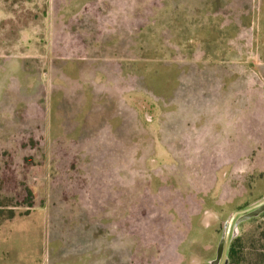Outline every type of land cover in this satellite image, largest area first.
<instances>
[{
    "label": "rangeland",
    "instance_id": "374dc122",
    "mask_svg": "<svg viewBox=\"0 0 264 264\" xmlns=\"http://www.w3.org/2000/svg\"><path fill=\"white\" fill-rule=\"evenodd\" d=\"M157 2L153 52L83 56L75 32L90 15L82 14L96 13L100 33L114 36L122 21L113 6L0 0V210L15 212L0 228L16 260L37 263L52 252L56 264H210L233 214L264 200V93L249 108L256 125L238 142H206L211 165L183 153L187 137L211 127L214 107L225 103L235 117L255 103L249 84L264 92V61L255 50L247 60L233 55L229 89L223 77L201 85L194 63L174 56L185 46L169 45L166 32L182 16L192 19L193 0ZM107 37L103 54H118ZM166 74L174 89L163 101L158 79ZM206 170L218 172L214 190ZM257 228L264 230V213L236 236Z\"/></svg>",
    "mask_w": 264,
    "mask_h": 264
},
{
    "label": "crops",
    "instance_id": "0c3cea01",
    "mask_svg": "<svg viewBox=\"0 0 264 264\" xmlns=\"http://www.w3.org/2000/svg\"><path fill=\"white\" fill-rule=\"evenodd\" d=\"M97 1L98 3L99 1L102 2V0H81L84 9L88 4H96ZM157 1L159 0H103L104 5L107 4L109 7H114L113 9L122 21V24L116 25L119 32L114 34V36L106 35L104 31L100 33L99 30L103 27L101 22L97 20L96 13H83L82 16L90 15L89 20H81V30L75 32L80 33L81 45L84 47L81 50L83 56H147V50L151 49V45H153L152 36L148 35L151 32L149 26L154 19L153 16L156 8H159ZM164 6L161 5L160 9H163ZM139 8H143L142 14ZM141 18H144L145 23L142 24ZM181 19L180 23L178 21L177 24L170 23V27H167L166 32L173 39H169L168 43L169 45L185 46L186 52L180 53L176 50L174 56L180 57L178 59L183 62L194 63L195 68H197L194 71V75L198 77L197 80L201 85L204 86L205 83H210V80L207 81L205 77H223V81L220 83L221 87L229 89L232 80L226 81V78H232L234 74L232 73V69L227 66L231 63L233 55H239L243 60L244 55L248 54L251 50H255L259 55L258 59L264 61V0H193L192 19L183 16ZM83 24H86L87 27ZM73 28L78 29L80 27L72 25ZM142 33H144L143 39ZM106 36H108L107 39L111 40L113 45H120L118 54L114 55L112 52L103 54L102 45L105 44ZM139 39H141V44L144 46L142 51L137 50V45L140 44ZM123 44L129 50L123 49ZM94 49L96 52H94ZM151 50L153 52V49ZM154 56L156 55L154 54ZM244 57V60L248 59V56ZM222 65L227 66L222 68ZM207 66L215 71L209 70L207 72ZM185 70L177 74V79L174 82L175 87L178 86L176 83H178L180 76L185 73ZM166 76L168 75L163 76L164 81L167 80L165 79ZM227 83L228 85H226ZM249 85L252 86L250 88V96L253 97L252 100L255 103L252 105L248 104L245 107V111L235 117H233L231 111H228L225 103L224 106L219 104L218 107H214L213 109L216 110H210L206 118L209 120L205 124L211 127L215 125V129L212 130L211 127L205 128L196 135L190 138L187 137L186 139L191 143L183 151L184 156L191 154L189 152L190 148H195L193 155L204 157L205 166L211 165L215 161L216 156L212 153L210 144L206 142L217 143L218 140L223 139L221 136H224L225 140L238 142L237 140L241 139L244 133H246L248 125H256V117L250 118L248 112L250 107L258 108L257 101L259 98H262L260 93L264 92L262 91V87L257 83ZM249 85L246 88L247 96ZM170 88L163 91L161 95L162 100L170 97L174 87ZM195 98L203 101L204 96L198 94ZM217 125L221 126L222 129H217ZM217 145L219 144L217 143ZM226 146L225 144L220 145V148L224 152L223 155L230 154L234 156L233 148L226 153ZM193 166V169L198 170L196 165ZM205 172L209 171L206 170ZM205 172L204 177L211 178L208 188L214 190L218 172H214L212 175ZM4 233L0 228V264H56V261H54L55 257H52V252L47 256L43 254L37 263H33L31 259H29L31 262L28 263L16 260V257L10 255L4 240L1 239L2 237L4 238ZM51 257L53 260H51Z\"/></svg>",
    "mask_w": 264,
    "mask_h": 264
},
{
    "label": "trees",
    "instance_id": "16d2710c",
    "mask_svg": "<svg viewBox=\"0 0 264 264\" xmlns=\"http://www.w3.org/2000/svg\"><path fill=\"white\" fill-rule=\"evenodd\" d=\"M168 78L169 76H166L165 79L167 80L165 81L163 76L162 78L158 79V83L162 86V91L159 96L162 95L163 91L168 89L167 88L169 84ZM249 116L252 118L253 114ZM189 150L191 154L185 156L193 158L192 149L190 148ZM28 161H29L28 159L25 160L26 163ZM206 174H209V172H206ZM27 206L31 207V205L29 204ZM14 218H15V212L13 210H10L6 216L4 214V210L3 209L0 210L1 220L3 219L5 221H10L13 220ZM227 256H228L227 264H264V230L262 228H257L256 230L248 234L239 235L236 238L232 239L230 241Z\"/></svg>",
    "mask_w": 264,
    "mask_h": 264
},
{
    "label": "water",
    "instance_id": "95a60500",
    "mask_svg": "<svg viewBox=\"0 0 264 264\" xmlns=\"http://www.w3.org/2000/svg\"><path fill=\"white\" fill-rule=\"evenodd\" d=\"M263 213H264V200L247 210L239 211L233 214V216L226 225L227 228L226 233H224V236L217 250V258L216 260L210 262V264H227L228 262L227 255H228L230 241L237 237L236 231L238 229V226L243 222L259 217ZM233 224H234L233 234L230 235Z\"/></svg>",
    "mask_w": 264,
    "mask_h": 264
},
{
    "label": "flooded vegetation",
    "instance_id": "af4514ba",
    "mask_svg": "<svg viewBox=\"0 0 264 264\" xmlns=\"http://www.w3.org/2000/svg\"><path fill=\"white\" fill-rule=\"evenodd\" d=\"M234 224H235V222H234ZM234 224H233V227H232V229H231V233H230V235H232L233 234V230H234ZM239 227V226H238ZM226 229L227 228H225V231H224V233H226Z\"/></svg>",
    "mask_w": 264,
    "mask_h": 264
}]
</instances>
